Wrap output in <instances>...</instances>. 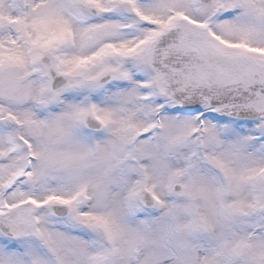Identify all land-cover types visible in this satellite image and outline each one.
<instances>
[{"label":"snow or ice","instance_id":"obj_1","mask_svg":"<svg viewBox=\"0 0 264 264\" xmlns=\"http://www.w3.org/2000/svg\"><path fill=\"white\" fill-rule=\"evenodd\" d=\"M0 264H264V0H0Z\"/></svg>","mask_w":264,"mask_h":264}]
</instances>
